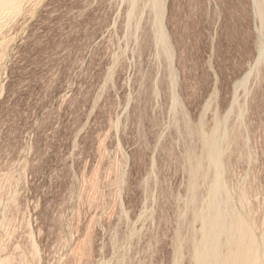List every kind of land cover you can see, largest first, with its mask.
<instances>
[{"label": "rangeland", "instance_id": "374dc122", "mask_svg": "<svg viewBox=\"0 0 264 264\" xmlns=\"http://www.w3.org/2000/svg\"><path fill=\"white\" fill-rule=\"evenodd\" d=\"M0 264H264V0H0Z\"/></svg>", "mask_w": 264, "mask_h": 264}, {"label": "bare ground", "instance_id": "6f19581e", "mask_svg": "<svg viewBox=\"0 0 264 264\" xmlns=\"http://www.w3.org/2000/svg\"><path fill=\"white\" fill-rule=\"evenodd\" d=\"M212 209V208H211ZM212 211V210H211ZM212 217V216H211ZM215 223V222H214ZM215 229V228H214ZM214 236V235H213ZM213 244V243H212ZM208 245V244H207ZM210 251V250H209Z\"/></svg>", "mask_w": 264, "mask_h": 264}]
</instances>
